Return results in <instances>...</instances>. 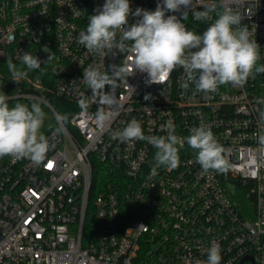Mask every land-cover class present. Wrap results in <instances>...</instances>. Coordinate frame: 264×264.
<instances>
[{"label":"built area","instance_id":"2783aa9c","mask_svg":"<svg viewBox=\"0 0 264 264\" xmlns=\"http://www.w3.org/2000/svg\"><path fill=\"white\" fill-rule=\"evenodd\" d=\"M104 3L0 0V62L6 69L8 57L23 67L17 59L22 52L41 61L53 57L18 82L9 73L1 82L5 90L6 82L14 85L6 90L7 102L39 100L54 119L42 132L50 150L38 165L0 158V264H194L206 260L213 242L221 247V264H264V147L258 141L264 73L205 95L181 88L182 68L162 85H149L146 73L132 71L116 80V104L104 109L112 115L110 130H102L96 121L102 106L79 105L91 96L83 69L95 65L111 74L114 58L115 65L131 64L118 49L102 58L78 43L88 16ZM158 3L130 0V7L154 11ZM207 7L215 9L208 21L194 18ZM224 7L241 15L264 64V0H193L185 18L182 12L166 15L202 34ZM137 19L130 15L129 23ZM60 99L67 103L58 106ZM133 119L146 136L166 135L169 121L181 137L201 123L209 126L230 170L204 173L186 143L176 168L153 170L152 145L112 135Z\"/></svg>","mask_w":264,"mask_h":264},{"label":"clouds","instance_id":"9594fccd","mask_svg":"<svg viewBox=\"0 0 264 264\" xmlns=\"http://www.w3.org/2000/svg\"><path fill=\"white\" fill-rule=\"evenodd\" d=\"M193 6V0H162L154 11L136 8L133 12L130 0H105L95 14L88 16L86 28L81 30L78 43L89 53L105 58L114 49L128 54L131 64L113 65L111 74L103 72L95 65L83 69V82L91 90L89 98H81L79 105L87 109L90 102L102 107L96 113L97 125L108 131L112 121L110 111L116 104V80L127 79L134 72L147 74L146 83L164 84L177 69H183L181 88L194 87V94L216 93L222 85L241 86L249 78L264 73L260 46L246 25H242L241 15L231 7H224L216 14L202 34L188 30L176 15L166 13L182 12ZM184 10V11H182ZM215 9L207 7L194 13L197 20L208 21ZM74 11H79L75 8ZM139 17L135 23H129V16ZM119 34V40L117 35ZM47 48L44 49V51ZM18 68L13 59L6 60L14 81L28 75L29 71L41 68L53 59L47 55L41 61L30 52L18 55ZM131 70V71H130ZM106 86L111 91H106ZM149 99V96H145ZM46 113L41 102L36 100L30 105L16 103L9 106L6 95H0V158L10 156L14 159H29L39 164L50 150V144L41 129ZM58 120L63 117H57ZM259 124L264 126V111L259 113ZM166 135H145L139 121L133 119L122 130L112 135L121 142L147 141L155 149L153 170L164 166L174 169L179 165V150L185 143L195 151L196 162L204 173L215 171L226 173L231 165L224 155V149L214 136L211 128L203 123L190 130L187 137L175 134V126L166 124ZM57 133L63 131L56 129ZM259 144L264 147V127L258 135ZM207 258L194 264H221V247L213 242L206 251Z\"/></svg>","mask_w":264,"mask_h":264},{"label":"trees","instance_id":"16d2710c","mask_svg":"<svg viewBox=\"0 0 264 264\" xmlns=\"http://www.w3.org/2000/svg\"><path fill=\"white\" fill-rule=\"evenodd\" d=\"M9 73H10V71L8 69H6L5 63L0 62V83L3 82L7 78V76H9ZM8 103H9V106L11 107V106H14L16 103H19V102H8ZM63 103H67V102L63 101L61 99L56 101V104L58 106H62Z\"/></svg>","mask_w":264,"mask_h":264},{"label":"rangeland","instance_id":"374dc122","mask_svg":"<svg viewBox=\"0 0 264 264\" xmlns=\"http://www.w3.org/2000/svg\"><path fill=\"white\" fill-rule=\"evenodd\" d=\"M0 95H6V90L3 88V86L0 83ZM46 119L44 121V126L41 129V132H43L44 128L48 129L54 124L53 116L50 112H46Z\"/></svg>","mask_w":264,"mask_h":264},{"label":"water","instance_id":"95a60500","mask_svg":"<svg viewBox=\"0 0 264 264\" xmlns=\"http://www.w3.org/2000/svg\"><path fill=\"white\" fill-rule=\"evenodd\" d=\"M203 33V32H202ZM115 65V58L113 59V64L112 66ZM14 85L10 82H6V90L9 91L11 89H13Z\"/></svg>","mask_w":264,"mask_h":264},{"label":"snow or ice","instance_id":"6c2138e0","mask_svg":"<svg viewBox=\"0 0 264 264\" xmlns=\"http://www.w3.org/2000/svg\"><path fill=\"white\" fill-rule=\"evenodd\" d=\"M49 166H51V165H49Z\"/></svg>","mask_w":264,"mask_h":264}]
</instances>
